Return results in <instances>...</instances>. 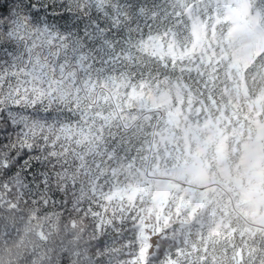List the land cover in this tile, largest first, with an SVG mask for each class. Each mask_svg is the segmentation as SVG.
<instances>
[{"label": "trees", "instance_id": "obj_1", "mask_svg": "<svg viewBox=\"0 0 264 264\" xmlns=\"http://www.w3.org/2000/svg\"><path fill=\"white\" fill-rule=\"evenodd\" d=\"M248 2L264 28V0ZM148 4L163 19L142 55L150 63L139 69L151 71L155 83L143 104L124 107L137 121H115L125 125L113 127L115 139L105 132L98 143L77 135L68 144L67 183L75 177L76 186L56 203L21 201L13 210L19 190L0 195V264H264V44L259 33L248 42L234 32L244 26L243 0ZM108 94L101 108L117 112L124 89ZM137 124L143 134L112 152L119 134ZM208 135L217 142L205 144ZM197 160L215 186L211 202L185 222L187 204L173 202L178 189L163 199L154 196L155 184Z\"/></svg>", "mask_w": 264, "mask_h": 264}, {"label": "snow or ice", "instance_id": "obj_2", "mask_svg": "<svg viewBox=\"0 0 264 264\" xmlns=\"http://www.w3.org/2000/svg\"><path fill=\"white\" fill-rule=\"evenodd\" d=\"M162 19L148 0H0V195L19 190L11 209L21 201L54 204L76 186L67 173L68 144L77 135L98 143L125 127L115 121H137L124 107L143 104L155 83L151 71L139 69L150 63L142 55ZM120 88L124 106L101 108ZM140 134L139 124L126 128L112 152ZM73 155L83 167V156Z\"/></svg>", "mask_w": 264, "mask_h": 264}, {"label": "rangeland", "instance_id": "obj_3", "mask_svg": "<svg viewBox=\"0 0 264 264\" xmlns=\"http://www.w3.org/2000/svg\"><path fill=\"white\" fill-rule=\"evenodd\" d=\"M247 5L245 8V22L244 26L240 28H235V34H241L246 39H252L250 33H260V28L258 27L256 16L250 15L248 3L246 0H243ZM197 38V36L195 37ZM250 42V40L248 41ZM250 46V45H249ZM260 49V46L255 45L252 52L256 54ZM248 53L244 52L242 55L243 59L247 58ZM242 59V60H243ZM259 135L262 133V125L256 124ZM195 137V136H194ZM217 142L215 137L208 135V139L205 141V144ZM254 160L257 162L261 156V148L259 143V138H256L254 141ZM220 145V143H219ZM155 193L154 196L162 197L163 199L168 197L169 193L174 192L178 189V194L174 197L173 202L176 207H180L184 204H187L190 212L189 216L185 218V222L191 220V217L204 207L205 204L211 202V198L208 192L215 186V183H209L206 176L202 173L201 168L199 167V161L196 163L185 166L183 169L178 171V175L173 179L164 181L161 184H155ZM147 233V231H142V234ZM146 235V234H145ZM144 240L147 241V237L144 236ZM154 238V237H152Z\"/></svg>", "mask_w": 264, "mask_h": 264}, {"label": "clouds", "instance_id": "obj_4", "mask_svg": "<svg viewBox=\"0 0 264 264\" xmlns=\"http://www.w3.org/2000/svg\"><path fill=\"white\" fill-rule=\"evenodd\" d=\"M165 181H167V180H165ZM164 182V181H163ZM163 182H161V183H163ZM161 183H156V184H161Z\"/></svg>", "mask_w": 264, "mask_h": 264}]
</instances>
